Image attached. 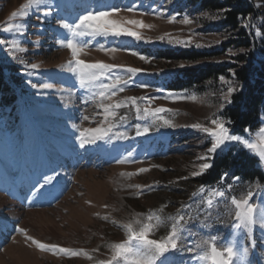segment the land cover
Segmentation results:
<instances>
[{
    "label": "rangeland",
    "instance_id": "1",
    "mask_svg": "<svg viewBox=\"0 0 264 264\" xmlns=\"http://www.w3.org/2000/svg\"><path fill=\"white\" fill-rule=\"evenodd\" d=\"M166 1L51 0L52 15L43 18V22L38 17H43L48 8L47 2L41 4L39 9L33 8L27 20L22 21L27 25L24 35L13 37L11 33L0 31V38H15L26 49L25 52H17L14 57L6 50V46L0 45V63L14 96V102L0 111V264H97L98 260L110 255L107 247L109 243L126 238L120 223L130 220L134 213L147 214L150 210L160 209L165 206L163 198L166 189L182 180L199 177L190 174L194 165L204 162L197 158L210 146V138L202 131L184 125L208 123L207 118L217 111L218 106L227 104L222 94L226 93L228 85L220 82L215 90L204 95L172 93L178 97L194 95L195 101L190 98H168L169 92L160 87L163 79L157 81L151 77L153 73L167 71L160 64L153 65L155 61L151 56L155 53L152 50L170 46L174 49H220L232 34L222 32L219 28V15L210 16L194 11L186 4V13L179 15L175 12L176 3L183 0ZM251 1L258 11V17L253 18L249 25L261 29L264 34V0ZM23 3L25 0H0V25L8 21L13 11H19ZM104 6L121 9L134 7V12L122 11L120 17L140 19L153 27L136 28L128 25L140 32L144 37L142 40L126 36L97 37L95 40L85 38L89 39L91 46L85 49L86 54L81 58L88 62L103 61L142 69L123 92H117L112 101L126 97L154 98L150 103L147 100L138 103L141 108L171 109V112L163 115L177 127L157 125L147 135L136 136L137 124L143 127L152 125L153 121L151 118L137 119L135 110L129 106L118 110L120 115H126L128 119L116 130L126 131L130 139L97 141L95 145L81 149L76 139L79 133L73 125L77 128L97 126L102 119L98 115L101 111L97 107L99 98L81 89L75 76L62 68L71 59V54L60 46V41L68 34L56 21L66 18L71 22L89 7ZM173 16L175 22L170 23ZM185 16L192 23H181ZM13 22H19V18ZM161 36L165 38L161 40ZM189 40L191 43H183ZM197 44L201 46L197 47ZM100 45L105 49L117 48L118 51H104ZM144 51L148 53L143 54ZM132 52L139 55H132ZM228 53V58L220 62H233L232 57L238 52L230 50ZM254 53L261 56L257 49ZM141 55L148 57V61L141 60ZM32 63L39 65V68L31 69L28 65ZM112 75L128 76L122 70H116ZM228 81L236 85L234 80ZM45 83L52 87H39ZM33 84L38 87H32ZM84 116L89 119L84 120ZM258 128L251 130L255 133ZM247 135L245 133L241 137ZM128 152H132L133 156L125 163H118ZM258 166L264 172V164L259 162ZM140 168L149 171L129 177L121 176V173H136ZM54 171L59 172L56 181L33 196L34 186L38 187L37 180ZM129 184L143 187L138 190L129 188ZM261 186V189L254 190V202L264 203V184ZM223 190L227 194L225 200L245 194L236 187ZM192 202L196 205L192 214L193 222L188 227L195 235L186 233V244L193 245L210 236H216L218 243L231 238L237 241L238 247L248 248V264H264V227L259 223L255 226L254 244L239 241L236 236H231L228 207L224 202L211 210V217L202 210L201 205ZM33 211L45 214L27 216ZM105 216L107 220L103 218ZM201 216L204 218L195 223ZM26 220L29 221L25 223ZM18 227L25 228L29 235L44 243L84 249L93 258L89 260L83 255L70 257L40 251L35 245L29 246L30 242L25 241L24 235L17 231ZM165 234L161 227L154 238ZM93 249L98 251L93 252ZM194 255L183 252L171 253L169 257L172 264H195L192 259Z\"/></svg>",
    "mask_w": 264,
    "mask_h": 264
},
{
    "label": "snow or ice",
    "instance_id": "2",
    "mask_svg": "<svg viewBox=\"0 0 264 264\" xmlns=\"http://www.w3.org/2000/svg\"><path fill=\"white\" fill-rule=\"evenodd\" d=\"M48 3L47 10L43 13V17H38L43 22V18H47L52 15L51 0H25L20 6L19 11H13L8 21L0 25V31L8 32L15 36H22L25 33L27 25L22 22L26 21L33 8L39 9L41 4ZM58 7V6H57ZM134 12V7L127 9H121L116 6L111 7H89L78 15L71 22L68 19L63 18L57 20V24L60 28L64 29L68 34L66 38L60 41V46L69 50L71 59L67 61L66 65L62 68L67 72L75 76L78 85L81 89H85L92 93L93 97H98L99 102L97 107L101 110L98 115L102 116V119L96 127L89 128H77L73 125L79 135L76 137L79 147L85 149L86 146L95 145L97 141L111 142V141H126L131 137L126 131H118L120 124L125 122L128 117L126 115H120L119 109L128 108L131 106L135 110L137 119L151 118L153 123L148 126H141L137 124L135 126V135L144 136L152 131L154 126H162L168 128L177 127L171 119L165 118L163 114L171 112V109L164 107L149 108L147 106L141 108L138 101L147 100L149 103L152 99L150 97H126L122 100L112 101V98L117 95V92H123L125 87L132 81L138 73L142 71L140 68L125 67L123 65L109 64L103 61L88 62L82 59V55L86 54L85 49L91 45L90 40H95L97 37L107 38L111 37H133L136 40H142L144 37L138 30H134L128 25L135 26L136 28H152L153 25L145 24L140 19H124L120 17L122 11ZM19 18V22H13ZM170 23L175 22V17H171ZM184 24H190L192 21L185 16L181 21ZM249 24L245 23L244 27H248ZM167 35V34H165ZM257 36L262 33L257 30ZM89 38V39H85ZM165 37L161 36L163 40ZM182 43V41H176ZM219 41H217L218 43ZM191 43V41L183 42ZM0 45L6 46V50L15 57L17 52H25L26 49L21 46L19 40L0 38ZM197 47L201 45L197 44ZM101 50L116 52L117 48L105 49L103 45L99 46ZM243 51V50H242ZM132 55H139L136 52H132ZM141 60L148 61V57L139 56ZM22 64L24 61H20ZM31 69L36 70L39 65L32 63L28 65ZM183 67V65H181ZM116 70L125 71L128 76L125 78L123 75H115L112 73ZM220 81L227 84L226 93L222 94L223 100L231 104L232 94L239 90L238 86L225 79V77H219ZM141 87H147V85H140ZM32 87H38L33 84ZM42 89L51 88L52 85L45 83L39 85ZM70 91V90H69ZM160 91V89H157ZM168 98L176 99H192L196 100L193 95L187 96H175L169 93ZM110 101V102H105ZM225 104L221 103L216 112H213L211 116L207 118L208 123H193L191 125H184V127H191L202 131L210 138V146L206 152L199 156L197 159L201 162L194 165V170L191 172L192 177L202 176L213 165L212 159L217 154L218 150L222 151L225 146L232 142L240 143L251 154L258 157L259 162L264 164V125L260 126L258 130L253 133L250 128H245L244 132L248 134L245 137L233 134L228 124L232 122L225 121L221 118V110ZM84 120H88V116L83 117ZM133 156L132 152H128L124 159L118 161V163H125L126 160ZM149 169L140 168L136 173H121V176L129 177L132 175H138L143 172H147ZM59 176V172H53V174H44L40 180H37L38 187L34 186L32 195H37L41 189H44L47 185L53 184ZM182 179H187L183 177ZM239 180V177H235ZM129 188L142 189L141 185H128ZM231 190V185L228 186ZM257 189H261V185H255ZM253 190L247 191L245 194L237 197L231 196L225 200L227 194L224 190L218 187L205 188L201 185L196 192L192 193L193 197L200 196V205L208 217H211V210L216 208L219 203L224 202L228 207V215L230 217V226L232 229L231 236H236L239 241H248L254 244L253 231L255 226L259 223L264 227V203L254 202L255 196ZM90 203V201H86ZM107 207V206H105ZM162 206L158 210H150L147 214L134 213L132 218L127 222L120 223V226L125 232V239L119 242H111L107 245L110 249V255L106 259H100L97 264H172L169 254L171 253H194L193 260L195 264H248L246 257L248 248L238 247L237 241L229 238L223 243H218L216 236H210L208 239H200L193 245L185 243L186 236L195 235L189 230V224L193 221V216L190 212H185L182 209H191V205H182V209H178L177 213L169 216H164ZM105 220L107 216L103 217ZM223 222V221H221ZM113 223H117L113 221ZM161 227H166L167 232L165 235L154 238L156 231ZM17 231L24 235L25 241L30 242L29 246L35 245L37 249L43 252H51L54 255L65 256H80L83 255L91 260L93 257L89 255L84 249H72L61 247L58 244L44 243L33 236L29 235L27 230L23 227H18ZM93 252L98 249H93Z\"/></svg>",
    "mask_w": 264,
    "mask_h": 264
},
{
    "label": "trees",
    "instance_id": "3",
    "mask_svg": "<svg viewBox=\"0 0 264 264\" xmlns=\"http://www.w3.org/2000/svg\"><path fill=\"white\" fill-rule=\"evenodd\" d=\"M184 4L195 9L194 11L208 13L210 16L219 15V28L232 36L220 49H174L170 46L152 50L155 53L151 56L155 61L153 65L160 64L167 71L153 73L151 77L157 81L163 79L160 87L167 93L196 95L209 94L215 90L220 85L221 76L234 80L239 90L232 95V103L225 104L218 114L225 121L232 122L227 126L233 134L243 136L245 128H258L264 119V34L261 29L254 26L244 27L245 23L250 24L253 18L258 17L254 2L183 0L176 3L175 12L179 15L186 13ZM257 30L262 35L257 36ZM255 49L261 54L260 57L254 53ZM230 50L238 52L232 57L233 62H220L221 59L228 58ZM145 53L148 51L143 52ZM13 97L4 68L0 63V111L14 102ZM258 164L259 159L240 143L228 144L222 151L218 150L212 160L213 166L204 175L182 180L165 190L163 215L174 216L178 209H182V205H191L190 210H182L192 215L196 205L192 201L200 205L201 200L199 195L193 197L192 193L201 185L205 188L218 187L222 190L231 185L244 193L249 190L254 191L255 185L264 184V172ZM235 177L240 179L236 180ZM172 209L176 210L169 213ZM203 218L201 216L195 223ZM162 228L166 233L167 228Z\"/></svg>",
    "mask_w": 264,
    "mask_h": 264
},
{
    "label": "bare ground",
    "instance_id": "4",
    "mask_svg": "<svg viewBox=\"0 0 264 264\" xmlns=\"http://www.w3.org/2000/svg\"><path fill=\"white\" fill-rule=\"evenodd\" d=\"M14 207H15V205H14ZM35 214L38 215V214H45V213H44V212L39 213V212H35V211H33V212H29L27 216H29V215H35ZM42 216H43V215H42ZM46 217H48V216H46ZM28 218H29V217H28ZM39 218H40V217H39ZM36 219H37V218H36ZM40 219H41V218H40ZM45 219H46V218H45ZM29 220H30V219H29ZM29 220H26L25 223L28 222ZM47 221H49V220H47ZM31 222H33L32 219H31ZM41 222H42V221H41ZM43 223H44V222H43ZM25 251H26V250H25ZM22 252H23V251H22ZM20 254H21V253H20ZM28 254H29V253H28ZM21 258H22V257H21ZM24 260H25V259H24Z\"/></svg>",
    "mask_w": 264,
    "mask_h": 264
}]
</instances>
